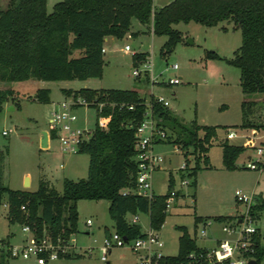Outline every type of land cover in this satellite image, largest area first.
Here are the masks:
<instances>
[{
    "label": "trees",
    "instance_id": "16d2710c",
    "mask_svg": "<svg viewBox=\"0 0 264 264\" xmlns=\"http://www.w3.org/2000/svg\"><path fill=\"white\" fill-rule=\"evenodd\" d=\"M137 19L155 35L166 40L160 48L165 58L181 41V32L173 26L194 21L204 26L231 23L241 33V44L227 62L239 69V85L245 95L264 94V0H171L151 12V0H59L47 10V0H8L0 8V82L25 80H86L102 76L105 38L123 39L130 31L132 19ZM222 29H226L222 26ZM147 52L132 55V65L139 66ZM206 58H219L207 51ZM147 82V79H145ZM50 90L38 88L33 100L48 103ZM65 97L82 95L103 103L97 116L107 117L106 128L95 125L91 136L79 148L88 156L85 178H64L61 191L40 180L35 190L11 189L3 182V167L7 149L0 148V207L6 203V219L10 224H28L37 236L69 237L77 232L76 202L107 200L108 215L116 232L127 239L143 237L138 223H130L128 215L148 214L149 226L159 229L166 212L165 199L174 186L168 173L167 190L151 199L129 193L135 186L138 172L135 159V129L148 109L146 98L134 89H63ZM10 88H0V113L12 97ZM152 115L168 132L166 140L182 152L184 173L194 177L201 167L211 168L207 155L216 135V127L201 125L196 119L183 122L168 106L149 99ZM132 105V109L128 106ZM255 101L241 103V127L260 129L251 120ZM51 136V135H50ZM222 162L226 169H235L236 159L248 147L228 142L220 143ZM189 156L194 164L190 166ZM194 180L192 181V184ZM23 207V208H22ZM264 210V199L251 206L256 216ZM232 217L216 216L218 223ZM199 221L195 217L194 222ZM178 251L175 259L197 250L195 239L185 227L177 226ZM109 230L105 229V234ZM256 264L264 256L258 234L252 236ZM4 245L7 238L0 239ZM78 256V255H77ZM9 253L0 250V264H9ZM66 257H72L70 255Z\"/></svg>",
    "mask_w": 264,
    "mask_h": 264
},
{
    "label": "rangeland",
    "instance_id": "374dc122",
    "mask_svg": "<svg viewBox=\"0 0 264 264\" xmlns=\"http://www.w3.org/2000/svg\"><path fill=\"white\" fill-rule=\"evenodd\" d=\"M8 0H0V8ZM59 0H47V10ZM171 0H154L155 8ZM225 26L226 29H222ZM181 32L174 50L165 58L160 56V48L166 36L155 35L133 18L129 33L123 39L110 37L104 42L105 53L102 76L86 80H25L3 83L0 88H10L12 97L4 103L0 113V148L7 149L3 167V182L11 189L35 190L40 180L45 181L57 191H61L64 178L73 180L87 176L89 158L84 153H66L61 149L57 136L50 134L46 147L41 146V132L48 131V118L53 103L64 100L63 89H134L149 98L150 86L143 79L133 75L132 65L134 52H147L153 62V73L157 79L180 77V83L168 86L154 85L153 93L161 95L168 102V107L183 122L196 119L201 125L216 127V135L212 138L207 155L211 168L201 167L194 177L184 173L181 177V166L184 163L182 152L176 145L162 142L154 145L153 150L160 153L164 160L160 169L152 174L153 190L156 194H164L167 190L168 173L173 172L174 185L179 187L180 179L187 180L181 188L183 193L175 199L166 212L163 223L156 229L162 243V252L176 255L178 251L177 226H183L194 237L198 247H212L218 237H227L221 231L216 216L236 217L245 210V204L238 202L235 191L240 190L253 196V204L264 199V169L246 168L245 164L252 157V149L242 152L235 161V169H226L222 162L220 143L226 138L227 129L236 132V136L228 142L245 145L254 137L258 142L264 138V94L245 95L239 85V69L227 62L241 44V33L231 23L223 22L216 26H204L194 21L180 22L173 26ZM131 48L130 53L123 51L124 45ZM207 51H213L219 58H206ZM178 69H170L172 64ZM139 70L143 65L138 66ZM161 74V75H160ZM38 88L50 90L48 103L33 100ZM244 100L256 102L251 120L260 129L241 127V103ZM78 116L77 125L82 129H92L96 119V111L90 106L75 109ZM2 131H6L3 135ZM259 137V138H258ZM250 145L247 143L245 146ZM190 166L193 157L189 156ZM25 177L29 186H25ZM181 177V178H180ZM194 183L192 184V181ZM251 205V206H252ZM107 200H86L76 202L78 213L77 232L74 233L77 246L93 247L92 252L81 255L61 257L46 264H107L99 258L98 246L102 243L105 229L113 231V223L108 215ZM6 205L0 207V239L7 238L10 244H17L24 237L22 224H10L6 219ZM195 217L199 221L194 222ZM256 234L264 247V210L252 215ZM90 218L92 225L87 226L85 220ZM204 220H209L206 236L200 237ZM138 224L142 231L149 228L148 214L138 215ZM85 232H89L87 235ZM109 264H137L136 255L126 246L114 247L109 254ZM9 264H37L33 258L8 259ZM259 264H264V256Z\"/></svg>",
    "mask_w": 264,
    "mask_h": 264
},
{
    "label": "built area",
    "instance_id": "2783aa9c",
    "mask_svg": "<svg viewBox=\"0 0 264 264\" xmlns=\"http://www.w3.org/2000/svg\"><path fill=\"white\" fill-rule=\"evenodd\" d=\"M155 9L154 0H151L152 14ZM123 51L130 53V46L128 44L124 45ZM102 52H105L104 47L102 48ZM152 60V52L151 55L147 53L146 58L140 64L143 65V69L139 70L138 66H136L133 70V75L136 79H143L144 81L147 79V82H145L150 86V90L149 98L146 102L149 107L144 119L135 129V159L138 168L135 186L122 192L123 195L136 193L148 199L157 195L153 190L152 174L160 168L164 160L160 153L153 150V147L158 143H162L168 136L167 130L159 124L160 119L152 115L149 99L153 98L155 101L162 102L165 106H168V102L163 96L153 93L152 89L154 85L168 86L180 83V77H171L167 80L161 78L158 80L157 76L153 73ZM170 69L176 70L178 69V65L174 63L170 66ZM52 105L53 107L48 118L47 133L49 136L53 134L58 137L61 149L66 153H78L81 144L91 136L95 125L100 128H106L107 126L108 118L97 116V114L92 129H82L77 125L78 116L75 113L76 108L90 106L95 109L96 113L101 110L103 103L97 102L95 99H88L82 95H71ZM132 107V105L128 106L129 109H132ZM49 131L51 132L50 134ZM2 134L5 135L6 131H2ZM235 136V131L227 129L225 137L227 140ZM254 140L253 137L247 141V143H250L247 147L249 146L252 149L253 155L248 158L245 166L249 169L263 170L264 138L258 142ZM184 165L183 163L180 169H184ZM184 185H187V180L181 178L179 187H175V185L172 187L165 199V212L168 211L175 199L183 195L181 188ZM235 198L238 202L244 203L246 208L240 215L232 217L226 222L219 223L221 231L227 237L215 239L212 247H198L197 250L186 253L181 259H175L176 255H168L162 252L163 243L156 229L149 226L146 231H143V237L132 239H127L115 230L104 234L102 243L98 246L99 258L101 261L109 263L108 256L112 248L126 246L136 255L137 264H248L249 260L253 259L252 254L255 250V243L252 236L257 230V227H254L252 224L254 220L250 212L253 196L236 190ZM4 204L6 205V203ZM138 215H128L127 220L130 223H138ZM239 219L240 222L238 223ZM85 224L91 226L92 220L87 218ZM209 225L210 221L204 220L200 237L206 236V227H209ZM21 230L24 233V237L20 243H8L4 245L0 242V250L7 251L11 258H22L24 260L33 258L37 264H46L49 261L68 255H81L83 251L91 253L93 249V247H86L82 251V248L76 244L74 234L66 238H53L48 234L37 236L28 224H23ZM85 233L89 234V232Z\"/></svg>",
    "mask_w": 264,
    "mask_h": 264
},
{
    "label": "water",
    "instance_id": "95a60500",
    "mask_svg": "<svg viewBox=\"0 0 264 264\" xmlns=\"http://www.w3.org/2000/svg\"><path fill=\"white\" fill-rule=\"evenodd\" d=\"M47 141H48V133H47L46 130H43L41 132V141H40L41 142V146L42 147H46L47 146ZM25 180H26L25 186L28 187L29 186V179H28V177H25ZM239 222H240V219L238 220V223ZM107 264H109V263H107ZM248 264H256V260L255 259H250L249 262H248Z\"/></svg>",
    "mask_w": 264,
    "mask_h": 264
},
{
    "label": "crops",
    "instance_id": "0c3cea01",
    "mask_svg": "<svg viewBox=\"0 0 264 264\" xmlns=\"http://www.w3.org/2000/svg\"><path fill=\"white\" fill-rule=\"evenodd\" d=\"M7 3V2H6ZM5 6H6V4H5ZM4 6V7H5ZM1 8H3V7H1ZM110 37H107V38H105V41H107L108 39H109ZM104 41V42H105ZM105 53V52H104ZM48 141H49V135H48ZM48 141H47V145H48ZM161 166V165H160ZM160 169V168H159ZM171 172V171H170ZM172 173V175H173V172H171ZM174 178V177H173ZM105 234V233H104ZM216 239H221V237H218V238H216ZM21 241V240H20ZM20 243V242H19ZM18 244V243H17Z\"/></svg>",
    "mask_w": 264,
    "mask_h": 264
}]
</instances>
